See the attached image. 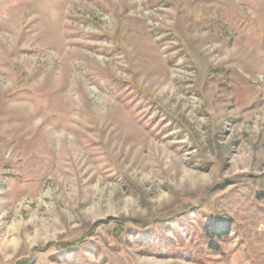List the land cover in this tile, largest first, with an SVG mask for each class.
<instances>
[{
	"label": "rangeland",
	"instance_id": "obj_1",
	"mask_svg": "<svg viewBox=\"0 0 264 264\" xmlns=\"http://www.w3.org/2000/svg\"><path fill=\"white\" fill-rule=\"evenodd\" d=\"M0 264H264V0H0Z\"/></svg>",
	"mask_w": 264,
	"mask_h": 264
},
{
	"label": "trees",
	"instance_id": "obj_2",
	"mask_svg": "<svg viewBox=\"0 0 264 264\" xmlns=\"http://www.w3.org/2000/svg\"><path fill=\"white\" fill-rule=\"evenodd\" d=\"M210 215L209 217H211ZM212 218V217H211ZM223 217H218L217 222L222 221ZM229 234L227 225H217L212 219H208L203 225V232L197 236L199 244H206L207 250L213 253H220L223 249L222 241ZM196 247V245H194ZM198 248V247H197ZM204 248V247H203Z\"/></svg>",
	"mask_w": 264,
	"mask_h": 264
}]
</instances>
